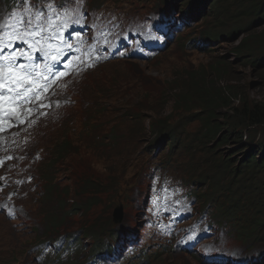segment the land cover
<instances>
[{"label": "rangeland", "instance_id": "1", "mask_svg": "<svg viewBox=\"0 0 264 264\" xmlns=\"http://www.w3.org/2000/svg\"><path fill=\"white\" fill-rule=\"evenodd\" d=\"M214 1L215 0L211 1L212 8L215 4ZM178 2L179 1H177V3ZM220 4H222V0L218 2L217 8ZM180 9L185 10L183 6ZM240 10L239 8L230 9L227 15L221 14L220 18H216L215 20L214 16H211L204 19L202 22L197 19L200 13L196 14V23L165 51L162 59H160V64L149 66L148 63H139L137 60L127 59L124 60L122 64L115 66L114 72L106 74L105 76L96 75L90 82L92 85H98L99 82H104L106 83V88H113L116 98L112 99V104L118 103L119 99L125 95H139L140 100L146 101L147 99L153 102L155 95H158L160 91H162L164 95L166 92H170L173 88L170 85V81L174 76H179V72L199 68L208 71V68L213 67L216 63L219 71L229 70L231 72L232 82H230V84L236 88H243L244 95L247 96L249 101L262 102L264 101V62H262L263 65L260 64L259 66L244 64L234 59L231 50L242 39L248 40L256 36L264 35L261 34V31L264 30V22L250 23V19L243 16L242 13H239L241 12ZM204 26L207 27V31ZM206 33L217 35L216 40H212L213 38L206 36ZM201 36L202 38L204 37L202 40L200 39ZM179 78H183L184 81L190 84L194 81L187 80L184 75H180ZM143 82L145 84H143ZM149 84H151L153 88L148 86ZM101 87H103V85ZM105 91L106 90H102V93ZM184 93L185 92H181V94ZM147 94L150 95L147 96ZM237 102L238 101H236V103ZM73 110L74 108L71 107L63 111V118L59 125L52 122L43 123L44 121H42L38 125L41 133H44L42 140L47 141L65 135L69 125V116ZM159 111L163 112L166 116L170 115L174 112V104L168 102L162 105ZM217 111L221 110L218 109ZM205 114L204 112V118ZM151 115L152 114L149 112L147 117ZM177 121V118L172 119L173 123ZM218 121H222V119L218 118ZM129 125L130 124L123 128V133L125 132L127 136L132 131L136 130L135 126L129 128ZM143 127L144 123L142 125V131H146ZM190 127L198 128L199 124L193 122ZM225 131L227 134L234 130L233 128L225 127ZM263 134L264 124H261L254 130L250 129L240 132L238 136H242V142H252L259 139L260 135ZM129 139L130 138L127 137L123 140H119L122 153L117 157V161L120 164V170L124 174L121 180L120 193L118 194L119 201H122L125 196L123 184H126V187H130L138 171L134 156L130 154V150L128 149L129 145L125 144ZM40 141L41 140H34L33 144L29 147L30 151L34 152L33 155H38V158L35 159L36 167L33 170L36 173H38L40 167H43L45 163H47L46 159L50 158V145L47 144L45 148H40ZM134 142H136V140ZM139 142V147L141 148L145 147L146 144L150 142L149 133L147 131L140 137ZM66 145H71V147L62 155L61 159H64L65 166L74 164L75 168L73 173H69L68 171L62 173L64 179L60 181V184L56 186L55 189L56 195L58 196L56 201L53 200L52 196H47L46 189H49L50 185L42 181V175H40V177H34V181L28 185L20 184L21 182L18 181L13 183L12 188H15L19 194L28 193L25 196L20 195L19 197H14L15 204L20 206L17 210L18 214L16 218L7 219L3 212H0V264H34L35 260L33 258L34 252L32 247L37 243L34 239L37 237H44L46 233H48L46 226L52 220L59 225L54 232L61 233H70L81 229V227L86 229V227H91V225L93 227L107 225L110 222L111 215L116 206L112 204V196L106 199L101 198V206L99 207L95 206L86 211H83V208H81V203L88 200V197L82 194L83 183L85 181H91L90 176L84 173L83 167L84 165L91 166L95 164L93 152L89 150L86 151L84 147L78 143L72 144L67 142ZM234 147L235 145H228L221 147L220 150L226 151ZM73 150H75V152H73ZM187 150L194 154L198 152L200 158L197 160L193 155L192 164L196 159V162L202 165L201 169L197 167L194 168L195 174L191 175L192 178L198 181L204 180L206 183L207 178H209V169H219L217 165L212 163L213 151L215 150L213 142L205 139L200 149L188 146ZM0 154L2 153L0 152ZM242 155V153H239L237 156L239 158ZM43 160L44 162L40 166ZM95 166H97V164H95ZM4 171L8 173L14 172L12 167H6ZM4 171L0 170V179H3L4 176L2 174ZM46 176H49V174L47 173ZM34 183H36V190L31 188ZM205 188L206 184H203L201 190ZM4 196L7 198L12 197L11 194H8V191ZM48 200H51V202L48 203ZM73 207L75 208L74 212L66 216V212ZM82 211L83 213L81 214ZM80 218L81 220H79ZM11 242H13L12 246H10ZM87 242V248H90L93 241L88 239ZM81 256H83V254ZM141 264L201 263L198 258L192 255H176L170 250H167L150 256Z\"/></svg>", "mask_w": 264, "mask_h": 264}, {"label": "trees", "instance_id": "2", "mask_svg": "<svg viewBox=\"0 0 264 264\" xmlns=\"http://www.w3.org/2000/svg\"><path fill=\"white\" fill-rule=\"evenodd\" d=\"M228 1L227 9H241L239 13L250 19V23L264 22V0ZM261 34H264V30ZM232 52L235 60L247 65L259 66L264 61V35L248 40L242 39L239 46L233 47ZM179 74L184 75L187 80L194 81L190 84L183 78H179L180 75L174 76L170 81L173 87L170 92L164 95L160 91L158 95H155L153 101L157 104V110L153 112L163 117V112L159 111V108L170 102L174 104V112L182 111L176 116L184 115V121L202 120L203 122L200 123L206 127V131L200 135L197 134V142L200 144V139L209 138V141L215 143L214 158L219 155L218 160L224 168H229V165L233 164L235 166L231 167L232 172L242 168L253 178L264 182V134L252 142H242V136H238L246 128L254 130V127L264 124V101H249L244 95L243 88H236L230 84L232 82L231 72L229 70L219 71L216 63L213 67H209L208 71L199 68L183 70ZM181 92L185 93L181 94ZM193 109H198V112L188 115ZM218 109L221 111L218 112ZM204 112L206 113L205 118L203 117ZM169 116L163 117L167 125H169ZM218 118L222 121H218ZM225 127L233 128L234 131L226 134ZM170 130L176 132L173 128ZM231 143L236 144V149L219 151L222 146ZM61 150L67 151L68 148L64 145ZM237 153H242L243 156L238 158Z\"/></svg>", "mask_w": 264, "mask_h": 264}, {"label": "clouds", "instance_id": "3", "mask_svg": "<svg viewBox=\"0 0 264 264\" xmlns=\"http://www.w3.org/2000/svg\"><path fill=\"white\" fill-rule=\"evenodd\" d=\"M234 35V34H233ZM219 36H221V35H219ZM222 37V36H221ZM241 41V40H240ZM239 43L240 42H238L235 46H239ZM232 50H233V48H232ZM232 50H231V52H232ZM233 53V52H232ZM151 113L152 115L151 116H148L147 117V114L148 113ZM147 114H146V116L144 117V127H145V129L146 130H148V129H150V127L148 126V125H150V124H152V125H160L159 124V120H161V119H163V117L164 116H166V115H164L163 113V117H162V115L161 116H157L153 111H149ZM218 112H220V111H218ZM222 112H224V111H222ZM202 121V120H201ZM203 122V121H202ZM203 127V126H202ZM255 128H257V127H254V129ZM203 133L206 131V127H203ZM246 130H248L247 128L245 129V131ZM144 133H146V131H143ZM243 132V131H242ZM245 138H246V134H245ZM205 139H208V141H209V138H203V141L205 140ZM242 141V140H241ZM213 142V141H212ZM66 143H67V141H65V143H63V145L59 142L58 143V145H57V148H56V150H55V152L53 153V156H52V166H53V168L55 169V168H57L59 165H60V161L61 160H63V159H61L62 158V155L66 152V151H62L61 150V147H63L64 145H66ZM68 143H74V142H68ZM227 145H235L236 146V144H233V143H231V144H227ZM227 145H224V146H222V147H225V146H227ZM66 147L68 148V150H69V148L71 147V145H66ZM213 147H215V143L213 142ZM237 147V146H236ZM87 151V150H86ZM227 151V150H226ZM73 152H75V150H73ZM69 153V152H68ZM95 156V155H94ZM95 164H97V166L99 167H97V166H95L96 168H97V170L98 171H100V172H105V173H108V171H111V170H113V169H116V163H112V164H109V163H106V162H103V161H101L99 158H97L96 156H95V162H94ZM3 214H4V212H3ZM59 227V225H57V224H55V228H54V230L56 229V228H58Z\"/></svg>", "mask_w": 264, "mask_h": 264}, {"label": "snow or ice", "instance_id": "4", "mask_svg": "<svg viewBox=\"0 0 264 264\" xmlns=\"http://www.w3.org/2000/svg\"><path fill=\"white\" fill-rule=\"evenodd\" d=\"M3 27L8 28L10 27V25L8 24H4ZM38 33H30V35H37ZM16 39H24L23 36H16L14 37ZM7 46H11L10 42ZM5 47V45L0 42V50H2ZM58 58V56H57ZM3 59L5 61H8L9 64L11 65H15L16 64V57L13 56H4ZM56 58H54L55 60ZM47 67V66H46ZM32 71V66L31 65H27V64H21L19 65V70L17 71V69L13 68V67H8L7 70L3 73V75H6L8 77H10L11 79L9 80V84L11 85H19L20 80L23 79L24 77L20 75V73H29ZM0 87H7V85L5 84H0ZM8 91L11 93L13 91H15V89L13 87H9ZM17 97L19 96V93L16 94ZM37 99H39V97H37ZM43 106V105H41ZM14 110V109H13Z\"/></svg>", "mask_w": 264, "mask_h": 264}, {"label": "bare ground", "instance_id": "5", "mask_svg": "<svg viewBox=\"0 0 264 264\" xmlns=\"http://www.w3.org/2000/svg\"><path fill=\"white\" fill-rule=\"evenodd\" d=\"M263 38V37H262Z\"/></svg>", "mask_w": 264, "mask_h": 264}]
</instances>
